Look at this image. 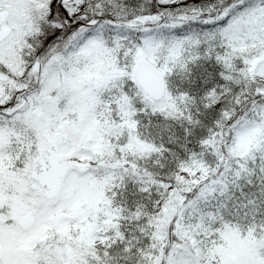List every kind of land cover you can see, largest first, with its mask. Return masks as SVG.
<instances>
[{
	"label": "snow or ice",
	"instance_id": "snow-or-ice-1",
	"mask_svg": "<svg viewBox=\"0 0 264 264\" xmlns=\"http://www.w3.org/2000/svg\"><path fill=\"white\" fill-rule=\"evenodd\" d=\"M0 264H264V0H0Z\"/></svg>",
	"mask_w": 264,
	"mask_h": 264
}]
</instances>
